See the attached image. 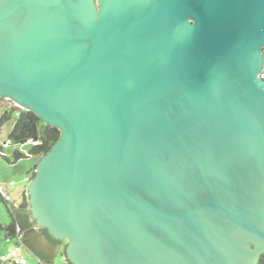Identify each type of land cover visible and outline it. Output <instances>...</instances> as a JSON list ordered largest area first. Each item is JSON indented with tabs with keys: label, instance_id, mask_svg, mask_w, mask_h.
Here are the masks:
<instances>
[{
	"label": "water",
	"instance_id": "1",
	"mask_svg": "<svg viewBox=\"0 0 264 264\" xmlns=\"http://www.w3.org/2000/svg\"><path fill=\"white\" fill-rule=\"evenodd\" d=\"M263 46L264 0H0V100L60 131L36 228L72 264H258Z\"/></svg>",
	"mask_w": 264,
	"mask_h": 264
},
{
	"label": "trees",
	"instance_id": "2",
	"mask_svg": "<svg viewBox=\"0 0 264 264\" xmlns=\"http://www.w3.org/2000/svg\"><path fill=\"white\" fill-rule=\"evenodd\" d=\"M15 110L13 108L5 109L0 114V132L2 126L8 121L12 113ZM17 118L13 124V127L7 134L6 139L11 141V145L23 146L28 144L29 149L25 152H21L18 149L12 151L15 162L25 157L39 159L43 156L59 137L60 131L57 128L50 127L43 123L36 114L31 111L19 109ZM4 148L0 144V156H4ZM35 172V164L29 172L28 179H31ZM27 196L24 195V199ZM0 202H4L9 211L11 221L8 225H1L0 229L4 231V239L10 241L11 239L18 240L24 248L34 255L37 259L43 262H52L57 253H60L66 264L70 263L65 255L64 249L66 241L55 239L51 237L47 232V229H38L35 223L30 218V213L27 208H20L14 206L10 201H5L0 198ZM0 264H7L0 259ZM258 264H264V255H260Z\"/></svg>",
	"mask_w": 264,
	"mask_h": 264
},
{
	"label": "rangeland",
	"instance_id": "3",
	"mask_svg": "<svg viewBox=\"0 0 264 264\" xmlns=\"http://www.w3.org/2000/svg\"><path fill=\"white\" fill-rule=\"evenodd\" d=\"M8 108H13L15 111L12 113L11 118L4 123L2 126V130L0 132V141H3L6 139L7 134L13 127V124L17 118L18 110L21 109L17 107L15 104H9L6 103L3 100H0V114ZM11 150L18 149L21 152H25L29 149L28 144H25L23 146L18 145H11ZM10 149H4V156L5 158L0 156V186L9 189V193L11 195V204L14 206H17L21 203V196L18 192V187L23 185H27L28 181H19L23 175L26 174V171L32 169L33 165L36 164L38 159L36 157L28 158L25 157L24 159L18 160L15 162L14 157L12 155V152ZM14 182V183H13ZM24 187V186H23ZM11 221V217L9 214V211L7 209V206L4 202H0V224L5 226L8 225ZM16 239H11L10 241H6L4 239V231L0 229V255L3 253H6L7 251H12L16 248ZM24 251V250H23ZM28 259L37 264L36 259L28 256ZM45 264H65L62 258V255L60 253H57V255L54 257L52 262H45Z\"/></svg>",
	"mask_w": 264,
	"mask_h": 264
},
{
	"label": "built area",
	"instance_id": "4",
	"mask_svg": "<svg viewBox=\"0 0 264 264\" xmlns=\"http://www.w3.org/2000/svg\"><path fill=\"white\" fill-rule=\"evenodd\" d=\"M263 50V66L261 71L258 73V77L264 80V46L262 47ZM11 141L9 139H5L3 141H0V144L6 148L10 145ZM0 198H3L5 201H10L9 196L6 194H3L0 191ZM24 246L17 240L16 248L12 251H7L6 253H3L0 255V259L3 262H6L7 264H36L31 262L23 253ZM37 264H45V262L39 260L36 258Z\"/></svg>",
	"mask_w": 264,
	"mask_h": 264
},
{
	"label": "crops",
	"instance_id": "5",
	"mask_svg": "<svg viewBox=\"0 0 264 264\" xmlns=\"http://www.w3.org/2000/svg\"><path fill=\"white\" fill-rule=\"evenodd\" d=\"M11 147H8L7 149H10ZM10 151L12 152L13 150H11L10 149ZM1 168L2 167H0V170H1ZM31 170H29L28 172L26 171V174L25 175H23L22 177H21V179H19V181H28L29 179H28V175H29V172H30ZM14 183V182H13ZM24 186V187H23ZM22 186V189H21V186L20 187H18L17 189H18V192L20 193V196H21V199H22V194H23V191L25 190V187H26V184L25 185H23ZM0 191L3 193V194H6L7 196H9V198H10V203H11V195H10V193H9V189H5V188H3V187H1L0 186ZM18 206V205H17ZM24 251H22V253L27 257V255L28 256H30V257H32V258H34V259H36V257L34 256V255H32L30 252H28L26 249H23ZM28 258V257H27ZM62 258H63V256H62ZM63 261H64V263L66 264V262H65V260H64V258H63Z\"/></svg>",
	"mask_w": 264,
	"mask_h": 264
},
{
	"label": "flooded vegetation",
	"instance_id": "6",
	"mask_svg": "<svg viewBox=\"0 0 264 264\" xmlns=\"http://www.w3.org/2000/svg\"><path fill=\"white\" fill-rule=\"evenodd\" d=\"M25 203H26V202H24V203L22 202L21 204H25ZM21 204H19L18 207H20V208H27V207H25V206H24V207H21V206H20Z\"/></svg>",
	"mask_w": 264,
	"mask_h": 264
}]
</instances>
